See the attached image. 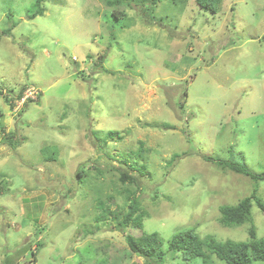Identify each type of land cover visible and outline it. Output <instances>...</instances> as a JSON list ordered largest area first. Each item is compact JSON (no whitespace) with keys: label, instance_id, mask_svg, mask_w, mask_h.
Instances as JSON below:
<instances>
[{"label":"rangeland","instance_id":"obj_1","mask_svg":"<svg viewBox=\"0 0 264 264\" xmlns=\"http://www.w3.org/2000/svg\"><path fill=\"white\" fill-rule=\"evenodd\" d=\"M119 10L0 0V264H145L125 239L143 232L158 234L163 264H226L185 260L168 241L186 228L248 241L250 225L264 237L255 204L235 226L219 211L253 188L264 201V179L214 162L264 172V0ZM29 86L38 100L16 106ZM135 196L140 227L122 228Z\"/></svg>","mask_w":264,"mask_h":264},{"label":"trees","instance_id":"obj_2","mask_svg":"<svg viewBox=\"0 0 264 264\" xmlns=\"http://www.w3.org/2000/svg\"><path fill=\"white\" fill-rule=\"evenodd\" d=\"M107 7L112 8V14L115 17L125 16L124 12L119 10L122 4L129 5L133 0H103ZM172 1H186V0H172ZM220 0H195V2L204 8L215 11L217 2ZM42 0H35L38 5ZM155 4V0H153ZM40 12V11H39ZM26 87H22L17 94L20 97L22 91ZM31 100H28V102ZM11 104V103H10ZM25 104V103H24ZM12 107V104L10 105ZM4 143L8 140V133L4 132L2 135ZM206 161H213L210 156H204ZM217 166L222 169H229L235 173L249 176L254 180H263L264 172L257 174L252 172L242 163H233L226 160L214 161ZM119 179L122 183L133 182L134 177L125 171L119 172ZM127 199L129 198L126 195ZM255 204L262 212H264V201L256 195V188H253L248 196L242 198L237 204L229 205L223 204L220 206V223L223 226H235L247 221L251 218V207ZM140 202L138 197L129 199L128 209L123 214L121 220L122 228L127 226L140 227L142 216L139 215L138 210ZM250 239L248 241H225L217 242L214 237L201 238L192 228H186L176 231L168 241V252H181L185 260H191L195 257H200L204 262H207L210 255L214 254L217 258L224 261L226 264H249L252 259L264 260V237L257 238L255 236V228L250 225L248 228ZM125 239L130 250L143 258L145 264H163L166 256V251L161 249L162 241L156 232L140 233L134 236L126 233ZM35 260V259H34Z\"/></svg>","mask_w":264,"mask_h":264},{"label":"built area","instance_id":"obj_3","mask_svg":"<svg viewBox=\"0 0 264 264\" xmlns=\"http://www.w3.org/2000/svg\"><path fill=\"white\" fill-rule=\"evenodd\" d=\"M39 95H40V91L37 88H35L33 86H29V87H26L22 91V94L20 97L14 96V99H13V97H11V101L17 102L16 106H19V105H23L28 100L36 101L38 99ZM13 110L16 111L15 108H13ZM17 110H18V108H17Z\"/></svg>","mask_w":264,"mask_h":264},{"label":"crops","instance_id":"obj_4","mask_svg":"<svg viewBox=\"0 0 264 264\" xmlns=\"http://www.w3.org/2000/svg\"><path fill=\"white\" fill-rule=\"evenodd\" d=\"M1 129H3V127H2ZM6 131H8V129H7ZM4 132H5V131H3V133H4ZM1 140H2V137H0V142H1Z\"/></svg>","mask_w":264,"mask_h":264},{"label":"clouds","instance_id":"obj_5","mask_svg":"<svg viewBox=\"0 0 264 264\" xmlns=\"http://www.w3.org/2000/svg\"><path fill=\"white\" fill-rule=\"evenodd\" d=\"M39 98V97H38ZM38 100V99H37ZM27 102V101H26Z\"/></svg>","mask_w":264,"mask_h":264}]
</instances>
